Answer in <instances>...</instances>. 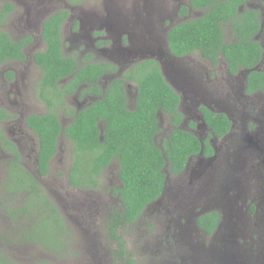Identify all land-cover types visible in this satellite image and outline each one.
I'll use <instances>...</instances> for the list:
<instances>
[{
	"label": "trees",
	"instance_id": "obj_1",
	"mask_svg": "<svg viewBox=\"0 0 264 264\" xmlns=\"http://www.w3.org/2000/svg\"><path fill=\"white\" fill-rule=\"evenodd\" d=\"M70 1L74 3L75 0ZM189 3L191 7L205 12L168 30L167 43L172 55L182 56L196 50L212 61L219 56L226 61L231 72H236L240 66L252 68L259 62L261 47L253 39L260 28L258 11L246 9L238 15L235 13L236 2L229 0H189ZM11 11L13 6L10 2L3 4L0 24L6 22V15ZM66 15L67 12L61 10L43 21L41 37L45 48L33 54V61L41 70L37 91L48 106L42 114H29L25 122L38 141L37 175L46 174L47 162L57 150L61 133L73 144L67 178L73 188H97V176L111 161L116 160L121 181V186L115 189L119 202L117 210L108 217L106 235L115 246L113 258L125 264H134L119 230L143 217L147 207L161 197L167 174H180L188 158L199 153L202 142L204 154H212L213 147L208 138L201 142L190 131L179 128L183 118L178 109L180 97L165 81L154 59L130 66L121 78L108 85L102 98L92 101L82 110L75 112L73 108L69 109L72 121L63 127L52 109L58 106L57 102L63 103L65 97L73 94L80 85H86L81 88V94L101 95L102 88L96 85V80L104 72L116 70L106 61H85L80 65L73 56L62 53L60 31ZM225 19H230L237 39L234 42H223L221 23ZM30 40L31 36L27 35L20 42L14 41L0 29V66L12 60H24L26 55L22 47ZM7 75L12 79L13 71H8ZM125 80H133L137 85L133 106H129L125 96ZM246 84L247 92L264 88V72L251 70ZM200 110L210 129L209 137H221L229 132L231 121L224 113H213L204 106ZM159 114L167 115L172 125L161 143L156 140L160 131ZM9 117L6 110L0 108V120ZM3 132L0 124V144L5 143L3 148L12 157H18L15 145L3 136ZM7 167L8 171L0 181L3 186L0 189V205L9 220L18 225L15 231L17 238L19 241L37 242L49 251L58 252L65 242L60 231L64 233L68 227L57 207L34 174L19 166L14 158L10 159ZM218 216L217 212H207L196 217L195 223L211 233ZM49 235L60 237L54 240L58 247H53L46 239ZM7 258L0 248V263L13 264Z\"/></svg>",
	"mask_w": 264,
	"mask_h": 264
},
{
	"label": "flooded vegetation",
	"instance_id": "obj_2",
	"mask_svg": "<svg viewBox=\"0 0 264 264\" xmlns=\"http://www.w3.org/2000/svg\"><path fill=\"white\" fill-rule=\"evenodd\" d=\"M65 1L66 3H63V7L61 9H57L51 3L52 0H13V2L5 1L3 4L10 2L14 9L6 15V18L12 13L15 14V11L22 9V12L28 17L25 19L27 24H31V17L35 19L34 24H37L38 21H40V37L43 21H45V19L54 13H57L61 10L66 11L67 15L63 19L60 31L62 48L66 42H69L73 47L76 46L82 48L79 52L80 57L78 56L80 59L83 55H86L90 62L106 61L115 66V71L104 72L95 82L96 85L102 88L101 95L94 96L91 94H81V88L85 87L86 85H80L76 91L70 95V97L73 98L72 108L76 112L82 110L84 107L92 103V101L102 98L108 85L113 80L121 78L123 72L126 71L130 66L144 61L138 59V55H136L132 56L133 61L128 63L126 60H123V57H118L116 54L111 53L110 48H112V45H125L128 40V35H131L130 37H134L136 42L147 41L148 43L155 44L157 41H161L165 37L167 38V32L173 25L182 21H188L193 18H197L203 15L205 12L201 8L191 7L189 0H171L173 3L171 10L172 13L170 16H168V18L166 16L167 12L165 13V0H117L119 4L110 6L111 9H109V6H101L103 10L101 8H98L97 10V3L101 1L103 4L107 0H75L73 1L74 3H72L70 0ZM229 1L236 2L237 6L235 13L238 15L243 13L246 9L258 11L260 28L253 36V39L259 43L261 47V55L259 62L252 67L257 69L240 66L236 72H231L228 64L222 57L218 56L216 61H212L203 57L201 53L196 50L176 57L169 51L173 57L179 58L182 61L188 56H193L196 58L198 57L200 60H205V63L207 61L211 67L216 65L222 69L220 78H216L215 71L211 74V71L203 64L199 65V68H191L190 71H185L184 75H188L189 80H181L179 78L180 86L175 87L173 86L174 83L171 85L169 82H167L180 97L178 109L182 113L183 118L179 126L184 127L185 125L186 127H190V132H193V134H195L201 142L208 138L209 143L213 147V153L208 155L204 154L203 146L202 155L190 156L182 172L177 176H173L181 180L182 177H185L187 172H189L190 177L193 179V187H191L192 189L189 192L187 191L185 193L186 197L181 196L182 192L180 189L175 192H169L167 183L169 176L172 175L168 173L165 188L161 197L149 205L151 207H155L160 202H167L169 205L168 211L170 209H176V219L171 218L169 220L170 224L167 225V228L171 229V232L164 234L165 236L160 237L159 239L158 248L162 250L163 259L168 256L167 247L171 246L170 248L176 249L174 246L176 243L174 244V242L179 240L177 236L180 235L182 231L188 232L189 236H193L202 245V253L195 257H191V259L189 258L190 262L185 263L184 261V263H181L180 261L178 264H249V262L244 261L246 245L256 241L255 239L256 237H259V234L264 236V155L262 152H257L256 150V152L259 153L258 157L260 162H257V165L255 166L251 159V152L248 153L242 148L236 150L242 144L236 142L233 148L232 145L231 147L226 146L225 140H227V138L231 135L235 127L234 119L231 117V115L224 111V109L228 106V102H226L225 99L216 98L214 93H212L210 90L204 89L198 85V81L200 77L203 78L202 75L204 72L206 73V82L215 83V88L218 85L227 87L230 85V83L225 81L226 79L230 80L234 76H239L242 74L243 85L247 88V75L251 70L264 72V0ZM122 2L123 4L121 5ZM182 7H185V9H182ZM71 10L79 12V14L76 16L73 14L71 16ZM191 14H195V17L190 18ZM111 18L115 20L112 25ZM175 18L180 20L176 19V22H174ZM22 21H24V19ZM107 21L109 25L107 24ZM65 22H70V26L68 33L65 32V38H63L62 28ZM221 30L224 43L234 42L237 40L233 32L230 19H225L221 23ZM225 30L227 31L225 32ZM28 35L31 36L30 34ZM26 36L27 35L18 37L16 40L12 38L11 39L20 42ZM41 39L43 38L41 37L40 41ZM35 42L36 38L31 36V40L23 45L22 50L25 55L27 54V48L30 47L31 44L36 45ZM69 49L70 47L68 50ZM78 50L79 49H76L75 52ZM35 52H33L31 55H33ZM30 58L33 60L32 57ZM26 59L27 55L24 60L12 61L23 63ZM112 60H119L120 63H115ZM79 64L81 65L83 63ZM119 66L124 67L120 73H118ZM209 73L212 75V77H210ZM213 80L217 81V83ZM123 85L125 96L128 100L127 102L129 103V106H133L132 101L136 98L137 85L133 80H125L123 81ZM262 91H264V88H257L253 92ZM191 93H193V95H191ZM185 98H189L190 102L186 107L182 108ZM201 106L208 108L213 113H224L227 116V118L231 121V125L229 132L226 135L221 137L211 135L209 137L210 129L204 121L203 113L200 110ZM6 112L10 117L7 120H0L1 127L4 131L3 136H5L15 145L16 154H18V157H12L3 148L2 145L5 143L0 144V152L4 157L7 158L6 163L3 164L4 173L6 174L8 171L7 165L10 159L14 158V160L18 162L19 166H22L24 169L34 174L42 186L43 176L48 173V170L45 175H37L38 141L36 134L31 129H29L25 123L28 115L22 117L21 124H17V132H14L13 130L8 129L6 122L10 120L13 122L15 114L13 112ZM71 119L72 118H70V121ZM69 123L64 124V122H61L63 127ZM160 123L161 121L158 117V127ZM191 123H193V126H190ZM168 126L169 128L167 133H169L172 128L170 122L168 123ZM27 132H31L35 136L36 145H34L27 137ZM261 139L264 140V136H262ZM217 141H220L221 144H217ZM230 144H232V142ZM215 152V156L211 158ZM55 153L53 156H55ZM242 154H244L245 157L247 156L248 160L251 161V164L246 166L244 164V160L241 162V158L243 157ZM25 155L28 158V161L32 162V167H28L24 162ZM71 155H73V151ZM53 156L47 162L48 168L54 158ZM71 161L72 156L70 157V162L68 164L67 178ZM112 163L113 161L103 168L101 173L97 176V188L100 186L101 175L104 174L105 170L109 168ZM219 169L221 172L218 171ZM118 171L116 173L117 186L112 187V193L116 196V199L114 200V204H111L105 208V218L110 217L111 213L117 210L116 207L118 206L119 198L118 193L115 192V189L121 186ZM4 176L2 178H4ZM66 181L69 185L68 179H66ZM224 182H227V185H223ZM231 184L233 187H231ZM74 189L83 190L79 188ZM211 211L217 212L219 216L215 229L211 233H208L195 223V218ZM96 213L98 214V209L95 212L94 217H97ZM225 220L227 222L226 227L229 225L228 221L231 220L233 225L236 226L238 223L240 226H242V231L249 232L248 235L246 236L244 234H237L235 230H233L232 233H226L224 236L220 235L221 232L219 230L221 227L225 226ZM222 237L226 238V240L229 242V246H226V240ZM246 237H248V239H246ZM177 247L180 248L179 245ZM175 260H177V258H175L172 262ZM161 261L162 260H160V263Z\"/></svg>",
	"mask_w": 264,
	"mask_h": 264
},
{
	"label": "rangeland",
	"instance_id": "obj_3",
	"mask_svg": "<svg viewBox=\"0 0 264 264\" xmlns=\"http://www.w3.org/2000/svg\"><path fill=\"white\" fill-rule=\"evenodd\" d=\"M5 1L13 2V0H0V8ZM64 2L66 3L65 0H52L51 3L57 9H61ZM117 4H119L117 0H107L103 4L99 1L97 3V10L98 8L102 9L101 6H109V9H111L110 6ZM172 4L171 0H165V13L167 12V18L172 13ZM70 14L71 16L73 14L76 16L79 12L71 10ZM192 17H195V14H191L190 18ZM27 18L26 14L22 12V9H19L15 11V14L12 13L9 15L4 24H0V29L6 31L12 39L16 40L18 37L28 34L36 38V45L31 44L27 48V59L23 63L9 61L0 66V108H4L6 111L15 114L13 122L11 120L6 122L8 129L14 132H17V124H21L23 116L42 114L48 109L46 101L37 91L36 84L40 80L41 70L30 58H33V55H31L33 52H37V50L42 51L45 48L44 40L41 39L40 41L41 22L38 21L37 24H34L35 19L31 17V24H27L25 21ZM23 19L24 21H22ZM176 19L180 20L175 18L174 22H176ZM69 23L65 22L62 28L63 38H65V32L68 33L69 31ZM69 44V42H66L62 48L65 55H72L79 63L89 61V58H85L86 55H83L81 59L79 58V52L82 48L73 47L71 44L69 46ZM69 47L70 49L68 50ZM76 49L79 50L75 52ZM204 61L198 57L188 56L183 61L180 60L178 64L185 71H190L191 68H199V65L204 64L211 71V74L215 71L216 78H220L222 69L216 65L211 67L207 61L206 63ZM10 70L14 72L12 79H9L7 75V72ZM169 73L172 74L168 77V82L171 85L174 83L175 87L180 86L177 70L173 69ZM211 74L209 73L210 77H212ZM205 75L206 73L204 72L202 75L203 78L200 77L198 81V85L210 90L216 98L225 99L228 102V106L224 111L231 115L235 121L233 132L225 140L226 146L231 147L232 145L233 148L236 142L242 144L236 150L242 148L248 153L251 152L252 162L256 166L257 162H260L258 157L259 153L257 152H262L264 155V140L261 139L264 136V91L247 93L246 87H244L242 82V74L234 76L230 80L226 79L225 81L230 83L227 87L218 85L216 88L214 87L216 86L215 83L206 82ZM215 82L217 83V81ZM72 99L70 96L65 97L63 103L57 102L58 106L52 108L57 113L60 122H64V124L71 123L72 121V119L70 121L72 116L68 113L69 109L73 107ZM189 102L190 99L185 98L182 108L186 107ZM159 119L161 121L159 124L160 131L156 134V140L161 143V139L167 135L169 120L165 114H160ZM184 128L188 131L191 130L190 127H186L185 125ZM27 137L36 145V138L31 132H27ZM231 142L232 144H230ZM216 143L221 144L220 141ZM72 147V141L61 133L57 152L49 165L48 173L43 176L42 180V186L45 188L48 197L53 201L59 211L61 219L65 221L68 227L64 233L60 231L65 241L63 246L60 247L58 252H52L37 242L19 241L15 232L18 225L9 220L3 212L4 208L0 205V248L9 257L7 260L11 263L125 264L123 261L113 258L112 254L115 251V246L107 239L106 230L108 223L106 222L107 218L104 216L106 212L105 208L114 204V200L116 199V196L112 193V187L117 186L116 173L119 169L118 162L114 160L112 165L101 175L100 186L98 188L94 190L74 189L66 181L68 164L73 151ZM242 155L241 162L244 160L246 166L251 164L247 156ZM6 160L7 158L0 152V181L5 174L3 164L6 163ZM24 162L28 167H32V162L28 161L26 155ZM218 171L221 172L220 169ZM223 185H227V182H224ZM167 187L169 188V192H175L180 189L182 192L181 196L186 197L185 193L187 191L189 192L192 189L191 187H193V179L190 177L189 172L181 180L177 179V177L169 176ZM231 187H233L232 184ZM1 188H3L2 184H0ZM7 202L9 203V201ZM8 203L6 204L8 205ZM96 207L98 214L96 213L97 217H94L97 211ZM168 209L169 205L167 202H160L155 207L149 206L145 210L143 217L130 224L127 228L119 230L128 255L133 259L134 264H178L180 261L181 263H184V261L186 263L190 262L191 257L202 253L201 243L193 236H189L188 232L182 231V235L177 236L179 240L174 242L176 245L172 243L176 249L170 248L171 246L167 247L168 256L165 259L162 258V250L158 248L159 239L165 236L164 234L171 232V229H168L167 225L170 224L169 220L171 218L176 219L177 216L176 209H170L169 211ZM226 224L227 222L225 220V226L219 230L222 236L228 232L232 233L233 230L237 234H244L246 236L249 233L242 231V226L238 223L236 226L233 225L231 220L228 221L229 225L227 227ZM222 238L226 240L225 237ZM46 239L51 241L50 243L53 247H58L57 244H54L55 239H60L58 235H49ZM255 240L253 243L246 245L244 261L249 262V264H264V236L259 234V237H256ZM178 245L180 248L177 247ZM227 245L229 246V242L226 240ZM175 258L177 260L172 262ZM160 260H162L161 263Z\"/></svg>",
	"mask_w": 264,
	"mask_h": 264
},
{
	"label": "water",
	"instance_id": "obj_4",
	"mask_svg": "<svg viewBox=\"0 0 264 264\" xmlns=\"http://www.w3.org/2000/svg\"><path fill=\"white\" fill-rule=\"evenodd\" d=\"M114 22L115 20L111 18V25ZM107 24L109 25L108 21ZM130 36L131 35H128V40L125 45L123 44L121 45L118 44V46L112 45V48H110L111 53L116 54L118 57H123V60H126L128 63L133 61L132 56H136V55H138V59L141 60H145V59L157 60L160 64V70L166 82H168V77L170 76V74H172L169 72L172 71L173 69L177 70V75H179L178 77L181 80H189L188 75H184L185 70L181 69V67L178 64L180 59L173 57L169 53L166 37L163 38L161 41H157V43L154 44V43H148L147 41L136 42L134 40V37H130ZM112 61L115 63L116 62L120 63L119 60H112ZM123 69L124 67L119 66L118 73H120ZM252 69H257V68H252ZM179 128L184 129L182 126H179ZM202 149H203V145L201 146V150L199 151L198 155H202ZM215 154L216 152L211 156V158H213Z\"/></svg>",
	"mask_w": 264,
	"mask_h": 264
},
{
	"label": "clouds",
	"instance_id": "obj_5",
	"mask_svg": "<svg viewBox=\"0 0 264 264\" xmlns=\"http://www.w3.org/2000/svg\"><path fill=\"white\" fill-rule=\"evenodd\" d=\"M184 128V127H183ZM181 129V128H180ZM184 130H186L185 128H184ZM193 134V133H192ZM196 136V135H195ZM202 145H203V142H202ZM201 150V149H200ZM199 153H197V154H195V155H198ZM106 220H108V218L106 219ZM107 222V221H106Z\"/></svg>",
	"mask_w": 264,
	"mask_h": 264
}]
</instances>
